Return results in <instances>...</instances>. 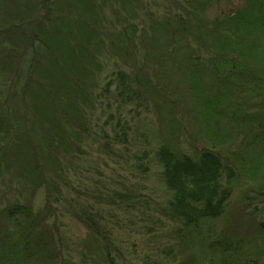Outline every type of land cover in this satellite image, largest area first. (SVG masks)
Returning <instances> with one entry per match:
<instances>
[{"label":"trees","instance_id":"obj_1","mask_svg":"<svg viewBox=\"0 0 264 264\" xmlns=\"http://www.w3.org/2000/svg\"><path fill=\"white\" fill-rule=\"evenodd\" d=\"M0 264H264V0H0Z\"/></svg>","mask_w":264,"mask_h":264}]
</instances>
